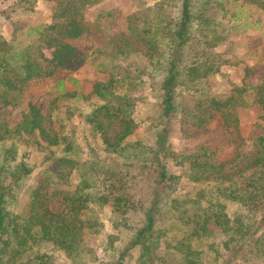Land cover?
<instances>
[{
    "label": "trees",
    "instance_id": "obj_1",
    "mask_svg": "<svg viewBox=\"0 0 264 264\" xmlns=\"http://www.w3.org/2000/svg\"><path fill=\"white\" fill-rule=\"evenodd\" d=\"M40 1L18 0L13 6L34 12ZM50 1L56 10L49 25L19 27L10 39L0 33V264H51L54 249L71 264H123L133 249L140 252L136 264L264 260V83L233 84L226 96L194 92L189 109L181 102L182 94L220 72L219 19L228 13L223 1L162 0L139 9L126 17L124 30L91 54L74 41L89 36L87 12L103 0ZM230 1L264 13V0ZM106 17L114 18V12ZM7 18L0 13V23ZM134 54L148 65L127 64ZM87 62L109 74L93 82L90 93L60 80L46 115L28 102L17 122L2 117L5 109L21 106L32 82L51 80L58 71L76 72ZM144 96L160 102L153 105V118L144 120L154 131L148 144L129 141L140 129L135 113ZM73 101L92 104L85 122L101 141L103 159L92 152L81 160L79 144L65 132L77 111ZM252 106L260 108L263 133L253 139V150L243 151L239 110ZM211 126L223 143L206 141ZM176 129L197 145L166 155ZM29 150L48 164L19 214L13 208L36 167ZM170 159L183 175L171 171ZM182 177L201 187L174 196ZM92 203L109 207L114 228L129 232L116 262H102L83 243L85 232L100 234L104 227ZM231 204L239 211L229 213ZM118 237L107 236L106 253Z\"/></svg>",
    "mask_w": 264,
    "mask_h": 264
},
{
    "label": "rangeland",
    "instance_id": "obj_2",
    "mask_svg": "<svg viewBox=\"0 0 264 264\" xmlns=\"http://www.w3.org/2000/svg\"><path fill=\"white\" fill-rule=\"evenodd\" d=\"M18 0H0V13H5L8 17L0 23V33L7 39L13 35V32L19 27H39L49 25L52 21L53 13L56 10V5L50 0H42L36 6L34 12L18 10L16 6ZM162 0H103L96 7L87 12L86 20L91 28L89 36L78 39L75 45L81 52L88 54L93 53L97 48L107 45V43L116 37V35L125 29L124 21L126 17L139 9L154 6ZM228 11L225 17L219 19L221 24L220 29L223 32L224 41L216 49L220 54L223 64L220 65V72L213 75L209 80L202 81L196 86L191 93L182 94V103L189 109L194 105L191 96L194 92L196 96L207 93L213 96L229 95L232 85H242L243 82L253 85L264 83V13L258 11L255 7L244 5L241 7V2L233 4L230 0H222ZM16 8L15 11L12 8ZM109 12H114V18L106 17ZM99 16L104 18L99 19ZM50 54V52H49ZM134 62L142 68L148 65V61L140 55L131 56L127 64ZM249 70V72H247ZM68 78H74L78 84L69 82ZM109 78L108 73H104L100 68H97L93 63L87 62L78 71L69 73L66 71H58V75L51 80L32 82L28 88L24 101L17 109L7 108L2 112V117L15 123L19 120L20 114L28 102L36 104L43 114H47L50 108L51 100L58 94L52 91L56 88L60 80H65V84L69 89L82 91L88 94L92 90L93 82L106 81ZM188 93V94H187ZM136 96H141V92H136ZM145 101L137 104L135 118L140 122L138 135L129 138V141L138 139L145 143H150L153 139L154 131L150 129V123L144 121L146 118H153V105H158L159 99L144 96ZM72 108H76L74 115L69 122H66V133L72 134L73 139L79 144L80 151L78 157L81 160H87L94 155L101 157L106 156L101 150V141L99 137L92 134V126L85 122V116L90 114L92 104L87 102H74ZM153 109V110H152ZM156 110V108H155ZM260 108L252 106L246 109L239 110L240 131L245 139L243 151L253 150V139L263 133V129L258 123ZM143 120V122H142ZM212 134L206 137L207 142L223 143V138L217 128L212 127ZM197 139H187L179 131L174 130L171 136V141L167 145L166 155L180 153L186 148H193L197 145ZM93 150V151H92ZM29 162L35 167L34 173L26 187L20 193L18 203L14 206L15 213H23L28 204L29 194L32 188L36 186L37 179L43 171V168L48 164L43 165V155L33 150H29ZM92 154V155H91ZM172 172L178 176L183 175V169L171 161ZM171 166V167H172ZM75 183H78L79 177L74 176ZM201 187L199 184L190 182L187 178L182 177L177 186V193L174 196H182L187 193L194 192L195 189ZM94 212L97 214L100 222L103 223V229L100 234H91L85 232L83 235V243L91 247L102 262H116L117 256L127 247L128 230L125 228H114L111 219V209L109 207L100 208L95 203L91 204ZM238 206L229 205L228 212L235 213ZM93 215V214H92ZM119 236L114 241L115 249L112 252L105 251L107 236ZM158 251V255L162 256L163 248ZM51 264H71L66 256L59 250L54 249L52 252ZM140 252L138 249L131 250L125 256L123 264H136ZM116 258V259H114ZM169 258V257H168ZM204 261L210 262L209 259L203 257ZM172 264L179 263L177 258H170ZM232 264H264V260H251L248 262L235 261Z\"/></svg>",
    "mask_w": 264,
    "mask_h": 264
}]
</instances>
